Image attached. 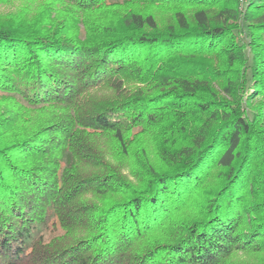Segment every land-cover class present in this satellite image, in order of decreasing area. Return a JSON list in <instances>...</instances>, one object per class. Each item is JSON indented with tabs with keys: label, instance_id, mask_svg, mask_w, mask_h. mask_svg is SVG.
Here are the masks:
<instances>
[{
	"label": "trees",
	"instance_id": "trees-1",
	"mask_svg": "<svg viewBox=\"0 0 264 264\" xmlns=\"http://www.w3.org/2000/svg\"><path fill=\"white\" fill-rule=\"evenodd\" d=\"M3 3L0 264H264V0Z\"/></svg>",
	"mask_w": 264,
	"mask_h": 264
},
{
	"label": "rangeland",
	"instance_id": "rangeland-1",
	"mask_svg": "<svg viewBox=\"0 0 264 264\" xmlns=\"http://www.w3.org/2000/svg\"><path fill=\"white\" fill-rule=\"evenodd\" d=\"M118 1V0H116ZM121 2H123L124 0H119ZM20 5H16V4H11V5H6V4H0V21H2V19L6 18L9 15H13L12 13H16V9L19 8ZM157 16H158V20L160 22L161 25H164L166 23V21L169 19L170 15L172 14V12H167V11H157L156 12Z\"/></svg>",
	"mask_w": 264,
	"mask_h": 264
},
{
	"label": "built area",
	"instance_id": "built-area-1",
	"mask_svg": "<svg viewBox=\"0 0 264 264\" xmlns=\"http://www.w3.org/2000/svg\"><path fill=\"white\" fill-rule=\"evenodd\" d=\"M242 2H243V3H246V2H247V0H242Z\"/></svg>",
	"mask_w": 264,
	"mask_h": 264
}]
</instances>
